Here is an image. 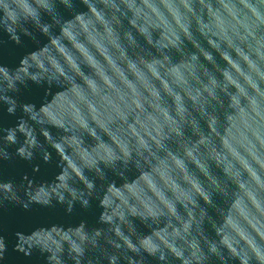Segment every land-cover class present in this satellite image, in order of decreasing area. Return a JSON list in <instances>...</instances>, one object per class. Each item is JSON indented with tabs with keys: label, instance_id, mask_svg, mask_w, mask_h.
I'll return each mask as SVG.
<instances>
[{
	"label": "clouds",
	"instance_id": "9594fccd",
	"mask_svg": "<svg viewBox=\"0 0 264 264\" xmlns=\"http://www.w3.org/2000/svg\"><path fill=\"white\" fill-rule=\"evenodd\" d=\"M0 264H264V0H0Z\"/></svg>",
	"mask_w": 264,
	"mask_h": 264
}]
</instances>
